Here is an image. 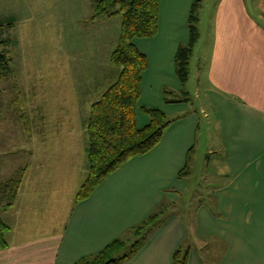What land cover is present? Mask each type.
Returning a JSON list of instances; mask_svg holds the SVG:
<instances>
[{"label":"crops","instance_id":"0c3cea01","mask_svg":"<svg viewBox=\"0 0 264 264\" xmlns=\"http://www.w3.org/2000/svg\"><path fill=\"white\" fill-rule=\"evenodd\" d=\"M195 1L197 11L207 4L160 0L157 34L132 40L149 64L153 57L157 62L152 73L147 65L142 76L139 102L149 74L158 87L187 93L177 95V103L162 102L158 93L156 102H144L172 122L153 149L127 160L85 200L77 202L76 194L88 173L86 121L115 74L107 75V82L96 84L93 92L71 90L66 83L64 92L57 89L47 101L41 84L31 93L32 100H26L35 102L33 119L26 117L30 163L17 169L23 174L14 199L0 204L6 226L0 264H74L128 236L159 205L171 208L168 218L122 264H171L172 254L182 246L189 249L187 264H203L196 251H214L213 239L222 240L219 264H264V0H214L210 45L197 57L206 83L199 88L198 75L195 97L200 100L192 107L186 83L182 86L175 76L174 57L179 45L188 42L187 13ZM67 104L75 110L85 107L79 132L70 126L75 115L68 113ZM136 123L143 127L148 117L137 110ZM54 151L59 153L56 159ZM70 167L76 169L70 179L79 180L67 198L45 195ZM193 173H198L194 182ZM197 185L203 189L192 188ZM181 202L199 203L191 213L172 215Z\"/></svg>","mask_w":264,"mask_h":264},{"label":"rangeland","instance_id":"374dc122","mask_svg":"<svg viewBox=\"0 0 264 264\" xmlns=\"http://www.w3.org/2000/svg\"><path fill=\"white\" fill-rule=\"evenodd\" d=\"M206 2L207 4L197 11V15L200 16V22L197 23L200 39H197L196 48L192 49L188 67L189 77L184 86L185 90L190 93L192 107L197 106L200 100L195 97L198 75L200 76L198 87H203L206 83L202 80V59L197 58L198 56L202 57L210 45L209 29L211 27L208 24L214 0H206ZM91 4L92 0H0V23L5 25L9 21H13L12 29L5 30L0 34V40L8 38L11 41L8 46L11 73L8 77L0 79V192L3 190L5 182L16 176L17 169L30 163L27 154L30 146L29 125L26 117L28 115L30 119H33L34 113L31 110L34 109L35 102L26 100H32L31 93L38 92L41 84L42 94L46 95L43 100L47 101L52 97V94L57 93V89L62 87L61 93L64 92L66 83L71 84V90L74 88L75 91L93 92V87L96 84L101 83L103 85L107 82V75L118 73V68L108 62V57L117 43L121 17L93 20L90 18L92 15ZM173 10L175 13L176 6L174 4ZM167 17L168 15H166L168 21ZM51 63L57 64L54 66ZM156 63L154 57L151 58L150 64L147 59L148 73L154 71ZM158 86L159 82L155 81L153 74L146 76L145 85L142 89V91L145 90L144 96L140 102L138 101V106L157 109L156 106L144 104V102L150 104L156 102L157 93L163 102V88ZM32 87L34 88L31 89ZM45 87H48V90ZM148 87H152V89L147 91L146 88ZM168 88L172 89L171 87ZM176 93V95H183V90ZM89 100L91 99L85 101L88 103ZM66 107L69 108L68 113H71L72 110L75 115L73 117L75 118V125H70L71 128L79 132L81 124L78 123L83 119L82 111L85 110V107L83 105L76 107L78 111L71 106L69 107L68 104ZM197 112H199L198 109ZM84 122L85 120L82 121V124ZM201 146L199 143L197 144L196 150L198 152H201ZM53 153L56 159L59 153L56 151ZM78 157L79 155H76V158ZM192 158H194L193 155ZM82 166L83 163L80 167ZM71 170L74 172L76 169L70 167L66 174L60 178V181L55 184V187L51 186V190L45 195L67 198L74 184L79 180V177L70 179L68 175H71ZM194 174H192V182L197 179L195 176H198V173L195 176ZM42 185L44 186V184ZM78 186L79 183L76 184L72 194H75ZM192 188L198 191L203 189L199 185L192 186ZM53 190L56 192L53 193ZM1 197L2 194L0 193ZM185 202L174 207L172 215L175 211L178 215L177 213H181V210L191 213V208L199 203ZM211 205L214 207L213 202ZM163 208L159 205L143 220V222L147 221L150 215L156 214L157 217L151 219L155 220L150 225H154L150 234L168 218L171 208L168 206ZM181 220L185 226L188 225L189 222L184 214ZM187 236L189 237V234ZM129 239L131 241L128 242H133L132 237ZM210 243L215 250L210 253L206 249H198L196 251L197 256L198 258L202 257L205 264H219L218 259L223 257L222 240L213 239ZM186 250L188 254L185 253V264H187L189 257V249ZM241 262L245 263L244 261ZM246 264L252 263L247 260Z\"/></svg>","mask_w":264,"mask_h":264},{"label":"trees","instance_id":"16d2710c","mask_svg":"<svg viewBox=\"0 0 264 264\" xmlns=\"http://www.w3.org/2000/svg\"><path fill=\"white\" fill-rule=\"evenodd\" d=\"M192 3L187 19L189 38L186 44L179 45L174 57V73L182 85L189 77V59L198 39L197 8ZM160 0H92L91 19L121 17L120 33L108 62L118 68L111 85L94 102L86 121L87 169L88 173L78 189L76 201L88 198L92 191L112 172L127 160L141 156L153 149L161 140L164 129L172 122L163 112L138 106L140 84L147 68V60L134 46V38H152L157 34V18ZM13 21L0 23V34L12 29ZM10 39L0 40V79L11 73L8 58ZM165 103L180 102L172 89L164 87ZM187 93L183 91L185 96ZM181 95V96H183ZM139 110L148 117V123L138 127L136 112ZM23 171L9 179L0 192V204L8 205L15 197ZM150 215L147 221L132 229L128 236L115 239L101 251L82 257L74 264H122L129 260L147 240L153 226ZM5 224L0 220V248L5 246ZM129 237L133 238V242ZM186 248L174 251L171 264H185Z\"/></svg>","mask_w":264,"mask_h":264}]
</instances>
